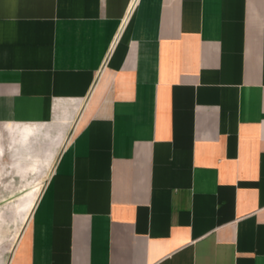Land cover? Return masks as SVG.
Masks as SVG:
<instances>
[{
    "label": "crops",
    "instance_id": "crops-1",
    "mask_svg": "<svg viewBox=\"0 0 264 264\" xmlns=\"http://www.w3.org/2000/svg\"><path fill=\"white\" fill-rule=\"evenodd\" d=\"M0 132L5 264H264V0H0Z\"/></svg>",
    "mask_w": 264,
    "mask_h": 264
},
{
    "label": "rangeland",
    "instance_id": "rangeland-1",
    "mask_svg": "<svg viewBox=\"0 0 264 264\" xmlns=\"http://www.w3.org/2000/svg\"><path fill=\"white\" fill-rule=\"evenodd\" d=\"M12 147L7 135L0 132V264L9 257L15 232L19 234L28 224L27 214L36 196L32 190L37 184L44 187L55 159L49 163L40 151L16 152ZM32 162L34 169L19 166Z\"/></svg>",
    "mask_w": 264,
    "mask_h": 264
},
{
    "label": "bare ground",
    "instance_id": "bare-ground-1",
    "mask_svg": "<svg viewBox=\"0 0 264 264\" xmlns=\"http://www.w3.org/2000/svg\"><path fill=\"white\" fill-rule=\"evenodd\" d=\"M35 188V187H34ZM37 189V188H36ZM29 197V196H28ZM32 202V201H31ZM31 205V204H30ZM29 207V206H28ZM27 211V210H26Z\"/></svg>",
    "mask_w": 264,
    "mask_h": 264
}]
</instances>
